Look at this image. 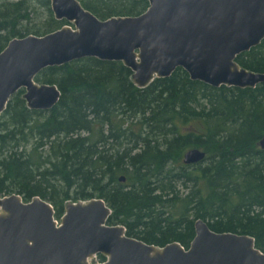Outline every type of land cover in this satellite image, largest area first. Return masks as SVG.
<instances>
[{
	"label": "trees",
	"instance_id": "16d2710c",
	"mask_svg": "<svg viewBox=\"0 0 264 264\" xmlns=\"http://www.w3.org/2000/svg\"><path fill=\"white\" fill-rule=\"evenodd\" d=\"M78 1L102 20L149 7L147 0ZM65 25L73 26L55 19L50 0H0V53L14 38ZM236 61L264 73V40ZM132 74L121 61L83 58L36 76L61 93L50 110L29 109L23 89L14 94L0 116V197L39 196L56 219L69 201L101 198L110 225L158 246L188 248L201 219L214 232L253 237L264 253V83L213 87L179 67L140 88ZM190 148L205 159L184 164Z\"/></svg>",
	"mask_w": 264,
	"mask_h": 264
},
{
	"label": "water",
	"instance_id": "95a60500",
	"mask_svg": "<svg viewBox=\"0 0 264 264\" xmlns=\"http://www.w3.org/2000/svg\"><path fill=\"white\" fill-rule=\"evenodd\" d=\"M137 16L102 20L78 0H50L65 25L51 33L12 39L0 53V116L11 97L24 89L31 110L48 111L60 98L56 85L40 84L45 68L83 58L121 61L140 88L183 68L191 80L213 87L254 88L264 73L241 67L239 54L264 40V0H147ZM259 146L264 149V134ZM205 151L190 148L182 161L202 162ZM125 181L124 177L120 178ZM112 210L101 198L69 201L55 220L50 202L39 196L25 201L16 193L0 197V264H264L253 237L217 233L198 219L188 248L164 246L127 235L108 223Z\"/></svg>",
	"mask_w": 264,
	"mask_h": 264
},
{
	"label": "rangeland",
	"instance_id": "374dc122",
	"mask_svg": "<svg viewBox=\"0 0 264 264\" xmlns=\"http://www.w3.org/2000/svg\"><path fill=\"white\" fill-rule=\"evenodd\" d=\"M43 10H42V8H40L39 9V12H42ZM39 21H43V19L42 20H38V21H36V22H39ZM69 26V25H68ZM73 27V26H72ZM24 90V89H23ZM25 91V90H24ZM182 188V187H181ZM91 263H100V261L98 260V258H97V256L95 257V258H93L92 260H91Z\"/></svg>",
	"mask_w": 264,
	"mask_h": 264
}]
</instances>
